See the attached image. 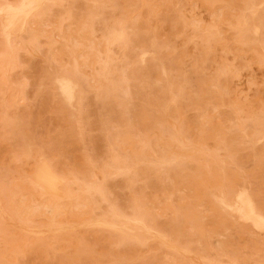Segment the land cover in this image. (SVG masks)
<instances>
[{
  "label": "rangeland",
  "instance_id": "rangeland-1",
  "mask_svg": "<svg viewBox=\"0 0 264 264\" xmlns=\"http://www.w3.org/2000/svg\"><path fill=\"white\" fill-rule=\"evenodd\" d=\"M0 264H264V0H0Z\"/></svg>",
  "mask_w": 264,
  "mask_h": 264
},
{
  "label": "bare ground",
  "instance_id": "bare-ground-1",
  "mask_svg": "<svg viewBox=\"0 0 264 264\" xmlns=\"http://www.w3.org/2000/svg\"><path fill=\"white\" fill-rule=\"evenodd\" d=\"M68 84V83H67ZM64 85V84H63ZM65 87H69V86H65ZM67 89V88H66ZM65 90V89H64ZM70 90H71V88H70ZM69 90V92H67V93H70L71 91ZM73 90V89H72ZM66 91H64V93H65Z\"/></svg>",
  "mask_w": 264,
  "mask_h": 264
}]
</instances>
